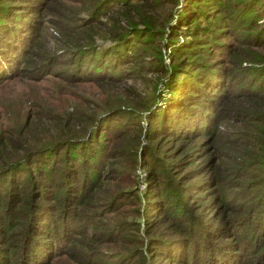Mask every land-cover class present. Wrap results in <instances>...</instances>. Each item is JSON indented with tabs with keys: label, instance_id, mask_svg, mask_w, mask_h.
<instances>
[{
	"label": "trees",
	"instance_id": "obj_1",
	"mask_svg": "<svg viewBox=\"0 0 264 264\" xmlns=\"http://www.w3.org/2000/svg\"><path fill=\"white\" fill-rule=\"evenodd\" d=\"M146 74L139 97L127 84ZM51 79L59 92L124 85L150 116L123 112L131 126L111 136L120 112L106 108L34 141L29 111L16 133L21 154L0 162V264H48L58 248L102 264L99 246L117 235L128 246L109 264H264V0H0V88ZM129 136L145 140L147 190L102 192L104 164L116 165L106 144ZM161 141L170 143L162 152ZM193 192L211 223L183 202ZM125 197L133 203L119 210ZM114 211L140 214L144 237L129 220L101 230L97 216ZM167 215L175 229L157 235Z\"/></svg>",
	"mask_w": 264,
	"mask_h": 264
},
{
	"label": "rangeland",
	"instance_id": "obj_2",
	"mask_svg": "<svg viewBox=\"0 0 264 264\" xmlns=\"http://www.w3.org/2000/svg\"><path fill=\"white\" fill-rule=\"evenodd\" d=\"M45 20L48 24H46L48 31L52 34L53 27L50 22H48L49 18L45 17ZM148 76L149 75L146 74L143 79H137L135 82L130 80L128 81L127 85L134 84L138 95H140L139 97H141V95H143L144 92H147L149 88L150 82L148 80ZM55 85L56 83H54L52 79L51 83L42 82L39 85L37 84L31 86L24 85V82L22 81L14 80L13 82H11V91H3V87L5 85L0 88V138H4V140L6 139L5 144H8L6 145L7 147L6 151H4V154L0 155V162L2 161V159L13 161L17 156L21 154L22 148L25 145L22 139L24 135L19 137L18 139L16 137V133L18 128L22 124L24 117L28 116L29 111L32 112L36 110L37 112L33 116V125L31 124L33 127L31 138L34 141L41 137H45V140L47 141L49 139H58V133L62 132L64 124L69 125L75 123L78 125L77 119L85 118L87 116H100L102 112L106 111V108L118 110L116 112H120L116 113L117 115H114L116 117L114 119H110L109 121L110 124H112L110 128L111 136L119 129L118 126L120 123L127 121L129 123L128 126H131V123L128 121L130 117L125 119V115L123 112L131 110L135 115L139 114L141 116H150V114H148L147 112H143L146 111V109L144 108V105H141V99H139L140 106L138 105V98L137 100H131L130 102H128L130 99L127 98V92L125 91L124 85H120L119 87L114 88H112V86L110 85H106V89H104L102 92H99L97 89L91 87L90 85H78L76 87H74L73 85H67V88H64L65 91L59 92V89ZM128 96L130 98H134V96H132L131 94H128ZM47 109H50L51 112H47ZM154 112V109H151V114ZM49 114H53V116H50ZM55 120H57L58 122L51 123V121ZM139 120L141 122L140 126L142 127V129H144L146 127V123H148V120H146V117H140ZM78 134L79 133H73L72 135L77 136ZM117 135L119 134H116V136ZM26 139L29 138H27L26 136ZM17 142L22 147H18L17 149L11 151V146ZM138 142H140L139 145L137 144ZM144 142L145 140L143 138H140L139 136H129L113 141H111L110 138V140L106 144L105 151H111V154L113 155L109 154V156H113L116 165L113 168V171H110L108 170L107 163L104 164V172L107 169V174L106 176L102 175V180L100 182V190L102 192L108 193L107 187L110 193H112L113 195L114 193L118 192H121L120 195H131V193L133 192H138V194L141 195L143 192H146L147 187L144 180L146 167L145 163L150 162L151 158L144 155L146 153V148L140 146ZM130 143L132 144L130 145ZM154 143L155 141L152 142V144ZM160 145L163 146L160 151L162 152L163 149L170 146V143L165 144L161 141ZM134 147H136L135 156H131V154L134 153H131ZM154 147L156 146L153 145L152 148ZM141 151H144V153H139ZM171 151L173 150L171 149ZM160 152L159 154L155 153L158 158H162ZM167 159L168 157L164 158V161H169ZM107 162H109V160H107ZM184 170H181L179 176H185V179H181L179 180V182L184 184V188H188L191 180L188 176L184 175ZM185 193H183L182 197L183 202L192 211L193 215H197L205 219L203 221V223H205L206 220H208V218H210L211 216L210 214L212 212V208L210 207V205H204L203 203L198 201V199H196L198 195L195 192L191 194V201L186 198ZM126 200L127 197L123 199L122 202H124V205H121L119 207V210H123L124 208L122 207L129 206L133 203V201H131L133 199H128V203H126ZM131 214H133L132 211H130L129 213H119V211H114L110 215L111 219H109V217L106 218L97 216L101 224H108L107 226L104 225V227H100V229L104 230L105 228H108L111 222L115 223L116 219H121L123 220L122 222L129 220V225L138 223L140 228L139 234L143 238V228L145 227V222H142L140 214L138 216L134 215L135 218H131ZM161 219L165 220V223H163L161 227H156L155 232L157 233V235L159 232H164V230L166 234H169L173 229H175V224L177 223V221L174 218H171L169 220V216L167 215L165 216V218L162 217ZM208 221L209 223H211V220ZM169 222L173 227H168L167 224ZM145 236L148 239L147 233ZM118 239L119 235L114 236V243H109L106 245L102 244L99 246L103 257L106 258L104 259L106 262H102V264H109V261H107V259H109L117 250H124L128 246L127 241H117ZM58 249L56 252H53L51 254V258L49 259L48 264H86L85 262H82L83 258L79 253H76L74 256H72L70 260L65 253H61L62 251Z\"/></svg>",
	"mask_w": 264,
	"mask_h": 264
}]
</instances>
